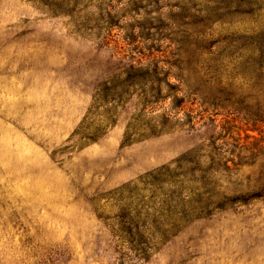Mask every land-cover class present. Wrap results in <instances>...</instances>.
I'll return each mask as SVG.
<instances>
[{
  "label": "rangeland",
  "instance_id": "rangeland-1",
  "mask_svg": "<svg viewBox=\"0 0 264 264\" xmlns=\"http://www.w3.org/2000/svg\"><path fill=\"white\" fill-rule=\"evenodd\" d=\"M135 36L140 46L185 52L182 71H173L184 82L170 83L196 117L191 128L149 138L152 150L134 155L143 161L124 160L123 137L115 146L135 96L100 148L75 134L97 85L132 63L118 46ZM247 112L264 119V0H0V264H117L90 200L122 186L107 190L128 165L155 153L154 164L164 161L149 171L159 168L226 120L241 128V144L245 134L260 139L240 119ZM106 123L93 113L81 132ZM254 162L223 180L219 200L232 206L192 221L144 264H264V197L237 203L262 193L233 192L264 186V157Z\"/></svg>",
  "mask_w": 264,
  "mask_h": 264
},
{
  "label": "trees",
  "instance_id": "trees-1",
  "mask_svg": "<svg viewBox=\"0 0 264 264\" xmlns=\"http://www.w3.org/2000/svg\"><path fill=\"white\" fill-rule=\"evenodd\" d=\"M114 15L106 12L109 19ZM123 17H126L125 12L119 14L118 18ZM74 35L81 39L87 37L80 32ZM139 38L127 37L125 44L118 46L123 58L132 63L97 85L86 115L75 130V134H82L89 144L102 138L109 128L114 127L120 112L133 96L136 98L134 112L126 126L121 147L194 126L196 117L183 112L187 101L178 96L181 93L180 85L170 83L171 78L181 84L184 82L173 71H182L185 52H170L156 44L140 46ZM166 102H169L168 107L160 110V106ZM234 110L239 113V109ZM93 113L105 118L107 123L85 136L81 131ZM236 118L240 117L234 116ZM240 119L244 121V126L251 128L250 131H257L260 139L245 134V143L241 144V128L235 126L234 121L226 120L206 142L90 200L97 218L114 239L117 264L146 263L192 221L232 206V201L219 200L223 196V180L239 178L238 173L244 166H254L258 157H264V119L250 112ZM250 139L253 142H249ZM247 154H250L253 162H248ZM261 167L264 170V162ZM260 181L257 180L258 183ZM233 192L262 193L237 202L248 203L264 197V186L260 185L256 191L248 189ZM102 201L113 209V217L105 213Z\"/></svg>",
  "mask_w": 264,
  "mask_h": 264
},
{
  "label": "crops",
  "instance_id": "crops-1",
  "mask_svg": "<svg viewBox=\"0 0 264 264\" xmlns=\"http://www.w3.org/2000/svg\"><path fill=\"white\" fill-rule=\"evenodd\" d=\"M119 118V117H118ZM119 127V120L117 119L116 121V124L114 125L113 128H111L108 133L102 137L100 140H98L97 142L93 143L95 144L96 146H92L91 148H88L92 151H94L96 149V147L100 148L101 146H103L104 144L107 143V138L109 137L110 133H113L115 131V129H117ZM123 126H122V131H121V134L119 135L118 139H117V144L115 146H117L119 144V141L121 139V137H123L122 135H124V132H123ZM153 141L155 140H151V139H146L144 140L143 142H138V143H134L130 146H126V147H123V148H120V152H121V155L123 156L124 160H127L129 157H132L134 160L138 159V158H135L134 155L138 152H140L141 150H144V148H149V151L152 150L153 148ZM92 144V145H93ZM91 146V145H90ZM149 157L147 158H144V162L143 159L140 157L139 160L140 162H136V163H133L131 165H128L127 167H125L123 170H120L119 172H117L116 174L112 175L111 176V179L112 180H109L108 183H112L110 186L107 187V190H110V189H113L121 184H124L128 181H131L137 177H139L140 175H142L143 173L155 168L157 165L161 164L164 160H161V162L158 164H154V161L157 162V156L155 153L153 154H149L148 155ZM161 158V157H160ZM153 163V164H152ZM152 164V165H151ZM121 175H126L128 176L127 178L125 179H121L120 181L118 182H115L116 179L121 176Z\"/></svg>",
  "mask_w": 264,
  "mask_h": 264
}]
</instances>
